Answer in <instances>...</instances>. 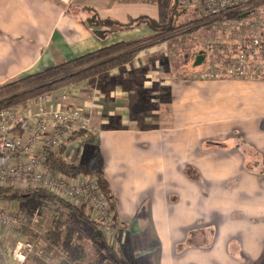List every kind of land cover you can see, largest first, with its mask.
Instances as JSON below:
<instances>
[{
    "label": "crops",
    "instance_id": "obj_1",
    "mask_svg": "<svg viewBox=\"0 0 264 264\" xmlns=\"http://www.w3.org/2000/svg\"><path fill=\"white\" fill-rule=\"evenodd\" d=\"M171 7L172 0H0V85L119 42L154 36L153 23L163 22ZM174 51L167 41L159 42L110 70L100 78L99 88L90 81L89 87L85 82L73 86L75 102L90 118L95 133L71 145L81 163L98 166L108 181L118 219L108 244L125 264H220L221 252L231 247L228 242H248L249 250L248 233L264 228L240 225V218L257 214L241 187L247 177L248 186L264 184V177L248 173L258 149L237 147V140L243 139L237 132L228 133L232 147L224 153L220 144L210 141L200 148L209 134L227 127L220 116L195 123L193 133L189 126V111L197 99L198 106L205 100L219 106L218 91L232 84L249 91L248 104L264 106V81L178 79ZM195 90L207 91L212 99L191 97ZM212 110L219 112L220 107ZM192 135L198 149L187 147ZM248 135L257 139L264 153V130ZM65 156L69 160L66 152ZM256 159L255 164L264 160ZM192 169L195 176L188 173ZM201 170L209 177L201 178ZM232 171L243 172L235 177ZM245 228L244 238L234 237ZM45 255L49 260L29 257L22 264H72L62 253ZM240 259L232 257L229 264H247ZM0 264L17 263L8 258Z\"/></svg>",
    "mask_w": 264,
    "mask_h": 264
},
{
    "label": "built area",
    "instance_id": "obj_2",
    "mask_svg": "<svg viewBox=\"0 0 264 264\" xmlns=\"http://www.w3.org/2000/svg\"><path fill=\"white\" fill-rule=\"evenodd\" d=\"M177 3L182 10L196 13L202 19L199 24L221 22L225 29L234 25L249 32L248 41L240 39L231 49L221 45L220 38L212 39L213 45L207 47L220 46L224 66L208 67L200 75L202 79L217 78L227 72L236 79L264 80V0H177ZM243 14L247 15L240 19ZM196 76L192 74V78ZM73 86L0 111V187H14L21 192L44 191L58 202L83 209L98 223L100 234L112 240L118 221L97 179L85 174L69 176L45 166V160L61 148L70 161L75 157L71 139L76 133H95L90 118L75 102ZM15 130L22 134H15ZM19 216L18 210L11 211L0 203V263L8 258L17 264L29 257L49 260L39 239H17L12 245L6 240L7 233L19 225ZM38 224L40 221L33 219L30 228L40 236L52 222L44 221L36 229Z\"/></svg>",
    "mask_w": 264,
    "mask_h": 264
},
{
    "label": "rangeland",
    "instance_id": "obj_3",
    "mask_svg": "<svg viewBox=\"0 0 264 264\" xmlns=\"http://www.w3.org/2000/svg\"><path fill=\"white\" fill-rule=\"evenodd\" d=\"M173 3V0H172ZM170 11V10H169ZM179 13V20H182L183 22H186L189 18H198L196 19L197 21H202L200 17L197 16L196 13H193L192 11H181V8H177V14ZM184 18V19H183ZM234 25H229L228 29H225L222 27V23H213L209 26H205L200 28L199 30L191 33V34H186L180 37H176L175 40H168L167 41V47L172 48L175 54V57L173 58V69L178 73L179 76L176 74L175 77L178 79H188V80H197V81H205V82H210V81H224V82H230L231 84L236 81H240V79H236L231 77L227 72L223 73V75H219L217 78H204L202 79L200 75L210 66H215L218 65L219 67H223L224 65V59L221 56L222 53L219 51V47L217 49L215 48H208L207 46L213 45L212 44V39L220 38L219 41L222 43L221 45H225L227 49H231L232 45L236 42L239 41L240 39L246 38L248 41V33L244 29H240L239 27H232ZM180 39V40H179ZM193 52V53H192ZM199 52H202L206 55L205 60L203 63L198 66H193V62L195 57L198 55ZM184 55H187L186 57V63L183 61ZM207 58V60H206ZM185 59V58H184ZM208 61V62H206ZM184 64V65H183ZM185 66V67H184ZM187 71V72H186ZM192 74L197 75L196 77L192 78ZM104 76H96L95 78L88 79L86 81H82L83 83L85 82V86L89 87L91 84L89 81L94 84L96 88L100 87V78H103ZM258 81V80H254ZM264 81V80H263ZM80 82V83H82ZM82 83V84H83ZM96 83V84H95ZM237 86L232 84V87L228 89H220L218 91L217 97L219 98V106L218 102L215 101V105H213V101H207L205 100L203 102V105L198 106V99L196 102V105L193 106V110L189 111V126H190V133L195 132V123L210 119V118H218L220 116L222 125L227 124V127L224 129L222 128V132H212L209 134L202 143L201 147H208L206 144L208 141H210L212 144H220L221 146V152L224 153V150H227L230 146V142L227 141L229 137L232 136V134L228 135V133H234L237 132L239 134V137H242V141H238L237 147L240 146H254L256 147L255 149L258 151L256 155H254L252 169L248 171V173H251L252 175H260L263 178L264 175V170H262V166L264 165V160L262 162H258L257 164L256 158H263L264 159V153L259 149L262 147V145H259L257 143V139L251 137L248 135V132L250 131H255V130H264V123H263V117L264 115V106L260 105H251L248 104V96H249V91L241 88H236ZM82 89V88H81ZM87 93V89H85ZM207 90V89H205ZM81 91V90H80ZM83 94L84 97L85 95H89V92L87 94ZM253 94H259V91L255 92L253 91ZM207 97L212 99V95H210L207 91H201V90H195V95L191 97ZM190 97V98H191ZM215 98V99H216ZM257 102V101H256ZM220 107V111L213 112V108ZM250 117V119H249ZM191 123L193 125L191 126ZM263 125V126H262ZM193 127V129H192ZM211 138V139H208ZM200 145V144H199ZM184 146V145H182ZM72 147V146H71ZM187 147L189 149H198V141L197 137L194 135L191 136V138L187 142ZM240 152V151H238ZM78 157L79 159H75L72 164H80L82 160H80L79 154L76 155V153L73 154L72 157ZM250 157V156H249ZM70 161V160H69ZM93 161V160H92ZM233 161H235L233 159ZM95 163V162H94ZM89 164H92L91 162ZM201 173V178H208L209 175L207 176L205 171H199ZM239 173L232 171L231 173L233 175H236L235 177H238L241 175V172L243 171H238ZM189 175L195 176L196 172L194 169H192L190 172H188ZM225 174V171L220 173L219 175V180L221 181L223 179V175ZM217 179H215V182ZM236 181V179H235ZM246 182L244 186L241 187L242 193L245 196H249L254 203H252V208L257 211L256 215L248 216L245 218H240L241 219V226L246 227H260L264 225V184H258L256 186H248V177L247 179H244ZM26 198L19 203V206L12 207L10 204L6 203H1L2 206L10 209L11 211L13 210H18L19 212V217H20V223L19 225L12 231L14 230L13 233H7L6 240L12 245L14 243V240H16L17 234L21 237H18L17 239H26L27 235L22 232L19 227L20 225L27 226L32 232H34L30 226H31V221L33 219H38L40 221V224L36 226V229H38L44 221L46 223H50L55 221L57 218V215L59 217V214L62 212L61 217L62 219L66 220L71 227L73 223L76 222V219L71 217V214L66 211H64L63 206L60 202L56 201L53 198H42L40 196H35V195H29L25 196ZM223 203V202H222ZM17 212V211H16ZM242 216V215H241ZM235 218L234 214L231 215V219ZM55 225V224H54ZM246 225V226H245ZM52 226V225H51ZM16 229H19L16 230ZM50 229V228H49ZM45 229L42 230V234L40 236H37V239H39V242L43 245V242L41 240V237L47 232ZM258 232H251L248 233V238H250L251 241V248L248 250V242L242 243L238 241H230L228 243H231V247L227 251L221 252V262L220 264H229V260L232 257H235L237 259H240L239 262L247 264H257L259 261L260 263L264 262V254L260 252V247L264 244V228L260 227L258 228ZM21 231V234H20ZM239 232L235 233L234 237L235 238H244L243 231H248L247 228L244 230H238ZM18 232V233H17ZM35 233V232H34ZM10 235V236H9ZM16 236V237H15ZM15 237V238H13ZM99 237H102L99 235ZM85 239L89 240V235L88 233L85 232ZM110 240H107L109 243ZM44 246V245H43ZM258 254L254 256L255 254ZM263 254V255H262ZM254 256V257H253ZM121 263L125 264L124 261L120 259Z\"/></svg>",
    "mask_w": 264,
    "mask_h": 264
},
{
    "label": "trees",
    "instance_id": "obj_4",
    "mask_svg": "<svg viewBox=\"0 0 264 264\" xmlns=\"http://www.w3.org/2000/svg\"><path fill=\"white\" fill-rule=\"evenodd\" d=\"M177 8H180L177 0H173L170 15L161 23H153L157 28V34L154 36L119 42L86 55L63 61L43 71L17 77L1 84L0 111L14 106H22L45 94L56 92L67 86L76 85L96 76H105L110 70L130 63L139 50L159 42L175 40L178 36L191 34L202 27L212 24L210 22L199 24L196 19L182 22L179 20ZM14 132L17 135L22 134L18 130ZM81 136L87 138L89 135L83 132L76 133L71 141ZM45 166L52 171L62 172L69 176L85 174L95 177L98 186L110 200L112 209L115 211L116 199L112 194L107 179L98 166L89 163L72 164L67 160L64 148L48 157L45 160ZM32 194L42 198H53L44 191L21 192L14 187H0V203H21L26 198L25 196ZM60 203L63 206L62 209L68 214L70 213L71 217L76 219V222L70 227L67 224L68 222L61 217L63 211H61L59 217L57 215L50 229L41 237L45 254L62 253L72 264H123L118 258L116 251L100 234L98 223L88 217L86 211L76 209L75 206L63 201ZM19 228L27 235L26 240L35 241L37 239V234L32 232L27 226L20 225ZM85 232L88 233L89 240L84 238ZM99 235L102 237H99Z\"/></svg>",
    "mask_w": 264,
    "mask_h": 264
},
{
    "label": "water",
    "instance_id": "obj_5",
    "mask_svg": "<svg viewBox=\"0 0 264 264\" xmlns=\"http://www.w3.org/2000/svg\"><path fill=\"white\" fill-rule=\"evenodd\" d=\"M247 14L241 15L239 18H244ZM204 61V55H198L194 61V66L201 65L202 62Z\"/></svg>",
    "mask_w": 264,
    "mask_h": 264
}]
</instances>
